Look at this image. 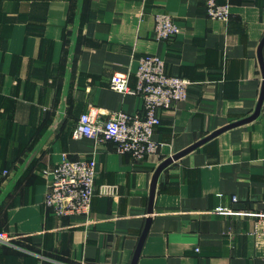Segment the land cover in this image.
<instances>
[{"label":"crops","instance_id":"0c3cea01","mask_svg":"<svg viewBox=\"0 0 264 264\" xmlns=\"http://www.w3.org/2000/svg\"><path fill=\"white\" fill-rule=\"evenodd\" d=\"M216 2L230 4L227 21L209 19L206 0H0V264L131 263L160 163L250 116L260 96L264 0ZM162 12L180 28L168 40L154 33ZM145 55L190 82L185 100L156 111L158 152L135 162L111 142L74 138L89 105L143 115L139 95L109 85L126 73L133 88ZM62 153L92 159L96 184L116 188L95 195L87 217L43 203ZM263 203L264 99L253 121L161 171L136 264H264Z\"/></svg>","mask_w":264,"mask_h":264},{"label":"built area","instance_id":"2783aa9c","mask_svg":"<svg viewBox=\"0 0 264 264\" xmlns=\"http://www.w3.org/2000/svg\"><path fill=\"white\" fill-rule=\"evenodd\" d=\"M230 4L206 0L209 19L225 22L230 17ZM154 33L158 40H168L180 32L172 16L162 12L155 15ZM190 82L182 77L171 76L164 62L153 55L141 56L135 72V86H129V75L115 73L110 79V89L122 94L139 95L143 99V115H130L121 111L106 113L89 105L82 113L72 135L111 142L118 154H128L135 162L155 155L159 144L153 139L160 119L158 109H170L186 98ZM48 178L44 205L57 217L89 216L95 195H115L112 185H97L95 163L91 159H70L62 153L59 162L46 172ZM237 198H233L236 201ZM218 211L232 215L231 208L219 207ZM257 223H264L263 209L255 213ZM1 240V239H0Z\"/></svg>","mask_w":264,"mask_h":264},{"label":"water","instance_id":"95a60500","mask_svg":"<svg viewBox=\"0 0 264 264\" xmlns=\"http://www.w3.org/2000/svg\"><path fill=\"white\" fill-rule=\"evenodd\" d=\"M263 45H264V37L263 39L261 40L260 44H259V50H258V61H259V65H260V70H261V75H262V86H261V92H260V96H259V99H258V102H257V105L255 107V110L254 112L244 118V119H240L238 121H235V122H232V123H229L227 125H225L224 127L216 130V131H213L210 135L204 137L203 139L199 140L198 142H196L195 144H193L192 146L184 149L183 151L179 152V153H176L175 155L167 158L166 160H164L162 163H160V165L157 167V169L155 170L154 174H153V177H152V181H151V186H150V199H149V204H148V209H147V219H146V223H145V227L143 229V232L140 236V239H139V242L137 244V247L135 249V252H134V255H133V259L131 261L130 264H136L137 262V259L139 257V254H140V250H141V246L143 244V241L145 239V236L147 234V231H148V228H149V224H150V221H151V214H152V210H153V198H154V194H155V187H156V183H157V179H158V176L159 174L161 173V171L166 168L169 164H171L173 161L179 159L180 157L184 156L185 154L193 151L194 149L198 148L200 145L206 143L207 141L215 138L216 136H218L219 134L227 131V130H230L232 128H235L237 126H241V125H244V124H247L251 121H253L260 113V110H261V106H262V102H263V99H264V63H263V57H262V48H263Z\"/></svg>","mask_w":264,"mask_h":264},{"label":"trees","instance_id":"16d2710c","mask_svg":"<svg viewBox=\"0 0 264 264\" xmlns=\"http://www.w3.org/2000/svg\"><path fill=\"white\" fill-rule=\"evenodd\" d=\"M72 15H73V14H71V17H72ZM81 21H82V19H81Z\"/></svg>","mask_w":264,"mask_h":264}]
</instances>
